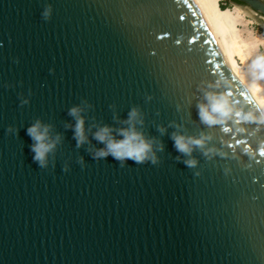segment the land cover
I'll return each instance as SVG.
<instances>
[{
  "label": "water",
  "instance_id": "water-1",
  "mask_svg": "<svg viewBox=\"0 0 264 264\" xmlns=\"http://www.w3.org/2000/svg\"><path fill=\"white\" fill-rule=\"evenodd\" d=\"M208 92L231 118L201 121ZM133 108L156 162L97 158ZM262 116L196 0H0V264H264ZM174 133L210 139L189 156Z\"/></svg>",
  "mask_w": 264,
  "mask_h": 264
},
{
  "label": "clouds",
  "instance_id": "clouds-1",
  "mask_svg": "<svg viewBox=\"0 0 264 264\" xmlns=\"http://www.w3.org/2000/svg\"><path fill=\"white\" fill-rule=\"evenodd\" d=\"M44 15L47 17L50 15V9L46 10ZM251 81L248 83L249 93L257 105V107L264 113V55L257 56L251 62ZM207 103H201L198 105V114L201 121L207 125H215L222 123L225 120L231 118L234 112V106L226 94L217 95L212 92L205 94ZM83 109L80 107H73L69 111V115L76 118L75 124V138L78 141V146L84 144L87 141L85 131V119L81 115ZM141 113L138 108H133L128 115V119L124 121L125 124L130 125L128 128H122L119 131V135L122 139H116L113 136V130L109 126L99 128L95 132V139L104 144L105 147L96 151L95 156L97 158L106 157L112 155L115 159L124 161L126 159H132L137 163H142L151 159L153 163L156 162L155 153L153 152V142L146 139L140 131L137 130L136 124H143V120L140 118ZM255 118L252 114H249V119ZM264 119V116L261 117ZM50 125H43L40 121H37L34 125L28 128V134L33 139L32 151L34 152V160L39 162L41 167L47 166L48 154L52 152L60 137L57 136L55 140L50 137ZM9 132L13 129L9 127ZM163 131V129L161 130ZM174 147L180 153L185 155H191L195 147L203 148L206 140L210 137L194 138L186 137L184 135L173 134ZM163 150V145H161ZM184 163L189 167H195L197 161L195 159L185 160Z\"/></svg>",
  "mask_w": 264,
  "mask_h": 264
},
{
  "label": "bare ground",
  "instance_id": "bare-ground-1",
  "mask_svg": "<svg viewBox=\"0 0 264 264\" xmlns=\"http://www.w3.org/2000/svg\"><path fill=\"white\" fill-rule=\"evenodd\" d=\"M196 1L201 7L211 29L216 33L221 49L229 65L247 86L252 78L251 62L255 57L234 31L238 21L237 11L231 8L222 9L220 0ZM238 56L242 60V64L238 62ZM261 83L264 84V81Z\"/></svg>",
  "mask_w": 264,
  "mask_h": 264
},
{
  "label": "rangeland",
  "instance_id": "rangeland-1",
  "mask_svg": "<svg viewBox=\"0 0 264 264\" xmlns=\"http://www.w3.org/2000/svg\"><path fill=\"white\" fill-rule=\"evenodd\" d=\"M227 3L230 5L227 8L234 9L238 13V21L234 31L246 44V48L253 53L255 58L264 55V16L242 3L220 0V5H226ZM237 59L242 64L239 56Z\"/></svg>",
  "mask_w": 264,
  "mask_h": 264
},
{
  "label": "trees",
  "instance_id": "trees-1",
  "mask_svg": "<svg viewBox=\"0 0 264 264\" xmlns=\"http://www.w3.org/2000/svg\"><path fill=\"white\" fill-rule=\"evenodd\" d=\"M235 2V3H240L238 0H227V2ZM222 9H225L227 7H230V5L227 3L226 5H220Z\"/></svg>",
  "mask_w": 264,
  "mask_h": 264
}]
</instances>
